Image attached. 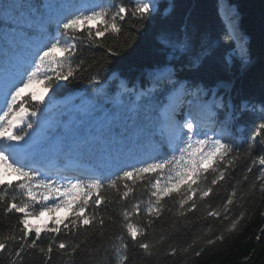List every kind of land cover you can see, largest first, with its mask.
<instances>
[{
  "label": "snow or ice",
  "instance_id": "1",
  "mask_svg": "<svg viewBox=\"0 0 264 264\" xmlns=\"http://www.w3.org/2000/svg\"><path fill=\"white\" fill-rule=\"evenodd\" d=\"M20 8L17 0H0V204L4 205L5 214H18V228L13 226L7 234L0 233V253L22 260V253L35 249L48 264L54 249L73 257L82 250V245L87 248L88 234L95 233L100 242L106 240L113 249L114 260L106 258L107 248H93V252L102 253L98 262L93 257V264H132V246L147 257L160 253L165 237H150L169 201L177 204L174 215L183 218L187 227L193 220H231L237 187L242 182L247 183L244 195L254 191L257 182L259 191L264 193V154L252 158L245 174L237 176V162L252 157L254 141L264 137V122L257 125L251 137L253 143L242 152L232 138L231 118L221 122L218 130L211 126L216 110L225 107L216 100L215 93L211 100L207 99V91L199 85L188 86L167 67L151 74L153 87L147 94L151 96L157 90L161 94L151 97L155 101V114L149 110L142 118L133 119L130 126L124 125L125 132L129 127L131 132L114 151L108 145L96 157L97 163L87 166L74 163L71 158L63 165L43 163L81 146L76 140L61 142L55 134L60 127L58 121L50 133L47 121L41 126L35 119H29L43 115L38 105L44 103L48 92L53 88L59 91L65 86L62 81H74L78 73L89 70L85 60L78 57V45L103 47L107 37L119 39L126 25L138 31L152 16L156 2L44 0L32 3L27 12ZM226 14L228 41L236 37V21L234 12L228 10ZM57 52L59 56L54 55ZM107 52L119 55L118 49L111 46ZM38 81L46 84L44 93L28 92ZM104 83L98 74L90 78L92 95L79 109L85 119L104 112L105 104L110 102ZM120 86L130 91L124 82ZM189 96L195 102H189L181 121L177 116ZM32 101L37 104L29 108L27 105ZM109 119L105 116V123ZM260 147L264 149V139ZM122 149L137 162L124 163L119 155ZM257 164L259 175L250 181L248 174ZM13 176L15 180L11 179ZM222 182L232 186V190L224 201L214 205L212 198L219 195L217 186L223 187ZM138 187L147 192V201L136 197ZM110 193L116 195L115 201ZM114 203L120 205L119 215L109 214ZM201 210L203 217L195 215ZM60 211L68 215L61 218L57 215ZM45 217L48 219L44 223H33L44 221ZM244 218L245 212L241 211L237 219L231 220L227 231H234ZM117 225L120 229L117 234L105 235L108 228ZM42 234L48 240L46 247L38 243ZM223 240L220 234L207 239L205 244ZM196 242L197 238H193L183 251L192 249ZM179 251L175 244H170L166 254L176 257ZM203 252L201 247L195 256L200 257ZM10 264L17 261L10 260Z\"/></svg>",
  "mask_w": 264,
  "mask_h": 264
},
{
  "label": "trees",
  "instance_id": "2",
  "mask_svg": "<svg viewBox=\"0 0 264 264\" xmlns=\"http://www.w3.org/2000/svg\"><path fill=\"white\" fill-rule=\"evenodd\" d=\"M21 11H29L32 3L44 0H17ZM117 3H128L129 0H116ZM134 2V0H133ZM237 15V26L242 31L246 41V55L251 65L244 66L242 59L231 58L230 53L234 48L233 39L226 41L227 24L221 14V0H157L156 10L152 16L143 23L137 31L130 26H125V31L119 39L111 36L104 39L103 47L91 46L87 43L78 45V57L85 60L88 71L77 74V79L71 82H61L65 86L59 91L54 90L55 96L38 105L43 109V115L35 119L37 123L47 116L49 104L69 96L83 89H91L90 78L98 74L104 81L103 87L114 98L121 90L118 75L127 83V88L136 90L139 85L145 95H140L135 109L131 101H126L125 106H113L110 102L106 107L111 108V118L99 127V133L81 139V144L76 156L93 164L97 163L96 157L103 153L108 145L113 151L128 138L131 127L125 132L124 125H131L133 119H139L146 112H156L155 101L151 97H158L159 91H153L149 96L148 90L153 87L151 74L161 67L171 68L176 73V78L188 86L199 85L208 95L215 98L225 107L234 105L237 123L232 125L236 143L243 152L250 143L257 125L264 122V0H229ZM131 21H129L130 25ZM117 48L119 55L111 56L107 47ZM191 97V96H189ZM188 97V98H189ZM27 99V97H26ZM36 101L27 105L29 108L36 105ZM242 109H244L242 111ZM221 109H217L220 112ZM121 134V135H117ZM157 139H159L157 137ZM264 137H257L254 141L252 157L239 161L237 176L245 174L251 159L259 154H264L260 147ZM164 151L167 152L165 146ZM124 163H136L137 159L125 153L122 149L119 154ZM235 167V165H234ZM260 166L257 164L253 172L248 174L253 181L259 175ZM219 195L212 198L214 205H219L230 194L232 186L222 182ZM260 185L254 191L247 192V183L242 182L237 187V200L232 206L231 220L238 218L241 211L245 218L231 233L227 231L231 220L219 221L211 219L195 220L185 227V220L174 215L177 204L169 201L166 211L157 221L155 232L151 238L165 237L160 245V253L147 257L142 250L131 247L130 256L132 264H264V193L259 191ZM110 198L115 201L116 195L110 193ZM137 198L145 201L147 192H141L139 187L135 193ZM243 196V199L240 197ZM242 205V207H241ZM143 207V206H142ZM114 209V211H112ZM171 209V212L167 211ZM120 205L114 203L109 214L119 215ZM195 215L203 217L201 210ZM18 214H5L4 205L0 204V233L7 234L13 226L18 228ZM193 214H189L191 218ZM142 219V218H141ZM208 229H211L208 231ZM120 231L119 226L108 228L105 235L114 236ZM207 233V235H205ZM223 234V242L217 241L214 245H206L205 241ZM16 235L19 236L17 230ZM34 235V234H33ZM259 237V239H258ZM82 239L85 237H81ZM193 238H197L195 246L189 251H183ZM87 248L82 245L73 257L62 255L54 249L52 259L48 264H93V257L98 262L102 253L93 252V248H107L106 258L114 260V252L108 247V242H100L95 233L86 237ZM47 245V237L42 234L40 242ZM170 244H175L180 251L176 257L167 255ZM201 247L204 252L200 257L195 252ZM10 260L17 264H45V257L37 250H26L21 258H9L0 253V264H10Z\"/></svg>",
  "mask_w": 264,
  "mask_h": 264
},
{
  "label": "rangeland",
  "instance_id": "3",
  "mask_svg": "<svg viewBox=\"0 0 264 264\" xmlns=\"http://www.w3.org/2000/svg\"><path fill=\"white\" fill-rule=\"evenodd\" d=\"M157 0H155L156 2ZM229 0H221V14L223 16L224 22L227 24V29L229 30V19L228 15L226 14L228 10H231L234 12L233 7H231L229 4ZM237 24V22H236ZM245 41L246 38L243 34V32L237 30V37L233 38L234 42V48L230 53V57L232 58H237V59H242L244 66L248 67L251 65V62L249 61L247 55H246V48H245ZM241 45H242V50H241ZM54 54H60L59 52L54 53ZM114 77L119 78V83L121 85V82H124L126 85L127 83L123 78L119 77L118 75H114ZM45 83L42 82H35L33 85L28 89V92H35L37 95H41L44 93V87ZM121 90H123L121 88ZM53 92V89L48 92L47 96ZM144 92L138 85L136 90L134 91L133 89H130V91H126L125 94H122V91L119 92L114 98H110V102H113V106H125L126 101L130 100L131 101V107L133 109L136 108L138 100L140 98V93ZM92 95V89L85 88L81 92H78L72 96H69L67 98H64L62 100H58L54 102L50 107V116L41 122V126L45 125V122H48V128L51 133L53 127L57 123V121L60 124V127L56 129L55 134L58 135L61 138L62 143H71L73 140L80 141L81 139H84L87 136H92L96 135L99 133V127L105 123V116H108L111 118V108L106 107L108 103L105 104L104 106V112H97L95 114V117L93 119H85L82 115V113L79 111V109L85 104V101L87 98L91 97ZM46 100V99H44ZM190 101H185V103H189ZM192 102V101H191ZM223 108V107H222ZM227 118H231L232 121L234 119L233 115L231 112L227 111ZM232 125V124H231ZM232 127V126H231ZM232 132V129H231ZM232 138L235 140L236 137H234V133L232 135ZM236 142V140H235ZM64 153H69L67 159L65 160V163L69 162V158L74 163H78L80 165H90L89 163H84V162H79V159L76 158L74 152H62ZM62 153L56 157L53 156L51 157L50 160L47 161H60L59 157L62 155ZM58 161V162H59ZM62 161V160H61ZM55 164H58L54 162ZM11 179L15 180V177H11ZM57 215L61 218L65 217L68 215L67 212L65 211H60L57 213ZM48 218L45 217L44 221H33L35 224H42L44 223Z\"/></svg>",
  "mask_w": 264,
  "mask_h": 264
},
{
  "label": "bare ground",
  "instance_id": "4",
  "mask_svg": "<svg viewBox=\"0 0 264 264\" xmlns=\"http://www.w3.org/2000/svg\"><path fill=\"white\" fill-rule=\"evenodd\" d=\"M234 10V9H233ZM234 13H235V11H234ZM237 20V15H236V13H235V21ZM237 30H239V28H238V26H237V24H236V37H237ZM240 31V30H239ZM53 164H55V163H53ZM59 165H63V164H59ZM34 224H35V222H34Z\"/></svg>",
  "mask_w": 264,
  "mask_h": 264
}]
</instances>
